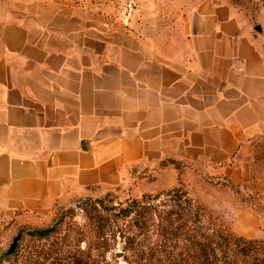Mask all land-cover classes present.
I'll return each instance as SVG.
<instances>
[{"label": "crops", "instance_id": "obj_1", "mask_svg": "<svg viewBox=\"0 0 264 264\" xmlns=\"http://www.w3.org/2000/svg\"><path fill=\"white\" fill-rule=\"evenodd\" d=\"M173 1L123 22L81 0H0V215L51 213L169 158L240 188L233 230L264 238L258 30L225 0Z\"/></svg>", "mask_w": 264, "mask_h": 264}, {"label": "rangeland", "instance_id": "obj_2", "mask_svg": "<svg viewBox=\"0 0 264 264\" xmlns=\"http://www.w3.org/2000/svg\"><path fill=\"white\" fill-rule=\"evenodd\" d=\"M225 1L244 14V22L248 26L261 25L262 31L256 33L264 49V0ZM81 2L102 8L123 22L130 20L138 6L145 14H154L157 10L169 14L178 11L173 0ZM186 4L184 0L183 10ZM174 22L167 31L176 32L177 35L178 21ZM164 40L163 42H167ZM184 41L183 37V45ZM194 170V166L183 160H147L134 166L132 173L128 174L125 182L118 188L78 197L70 204L60 205L51 213L16 212L9 216L0 215V264H78L88 258H91L89 264H129V259L125 257V244L127 236L133 233V228L126 226L128 223L123 218V208H130L133 199L149 200L154 208L156 205H159V210L167 208L174 217L179 213L180 221H183V210L177 211L183 207V192L187 193L186 197L204 207L207 215L211 216V220L206 217V221L216 223L224 230V237L230 236L231 231L240 235L233 230V222L238 208L247 199L246 194L231 183L208 178ZM113 220L124 225V237L118 231L116 237H113L117 230L113 226ZM44 232L48 236H41ZM103 233L106 237H103ZM93 236H101V241L108 238V243L95 246L91 243ZM229 239L234 254L242 250L243 246L236 245L238 243L234 236ZM247 239H258L255 245L264 248V238ZM145 241L148 242L147 239ZM242 245L247 247L248 243L242 242ZM119 252L124 253L121 259L116 257Z\"/></svg>", "mask_w": 264, "mask_h": 264}, {"label": "trees", "instance_id": "obj_3", "mask_svg": "<svg viewBox=\"0 0 264 264\" xmlns=\"http://www.w3.org/2000/svg\"><path fill=\"white\" fill-rule=\"evenodd\" d=\"M186 194L183 192V207L177 210H183V221H180L179 213L176 218L167 208L159 210V205H156V210L149 200L133 199L130 208H123V218L128 223L126 226L133 228L125 244V257L129 259V264H264V248L255 245L258 239H247L233 231L230 236L224 237V230L216 223L206 221V217L211 220V216L207 215L204 207ZM250 206L256 211L261 208L260 204ZM113 221L114 228H117L113 237H116L117 231L124 237V225ZM41 236H48V233L44 232ZM232 236L237 239L236 245L243 246L236 254L229 239ZM94 237L91 243L95 246L108 243V238L101 241V236ZM242 242H247L248 246L242 245ZM89 259L78 264H89Z\"/></svg>", "mask_w": 264, "mask_h": 264}, {"label": "water", "instance_id": "obj_4", "mask_svg": "<svg viewBox=\"0 0 264 264\" xmlns=\"http://www.w3.org/2000/svg\"><path fill=\"white\" fill-rule=\"evenodd\" d=\"M255 28H256V30H258V31H262V27H261V25H256ZM123 254H124L123 252H119V253L116 254V257L119 258V259H121V258L123 257Z\"/></svg>", "mask_w": 264, "mask_h": 264}]
</instances>
